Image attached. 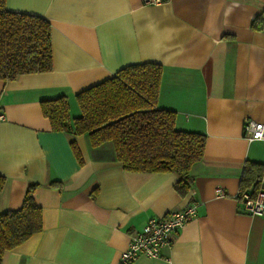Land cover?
<instances>
[{
	"label": "crops",
	"instance_id": "crops-1",
	"mask_svg": "<svg viewBox=\"0 0 264 264\" xmlns=\"http://www.w3.org/2000/svg\"><path fill=\"white\" fill-rule=\"evenodd\" d=\"M10 11L51 25L52 66L0 80V213L20 207L26 185L41 207L40 231L5 250L0 264H119L150 217L195 204V216L159 255L132 264H264V211L236 199L243 162L264 165V140H248L247 120L264 122V0H5ZM162 65L159 107L179 130L205 134L185 196L174 172L128 171L112 141L52 131L39 102L75 94L133 63ZM53 182V183H51ZM221 187L223 196L215 194ZM260 187L264 188V175Z\"/></svg>",
	"mask_w": 264,
	"mask_h": 264
},
{
	"label": "trees",
	"instance_id": "trees-1",
	"mask_svg": "<svg viewBox=\"0 0 264 264\" xmlns=\"http://www.w3.org/2000/svg\"><path fill=\"white\" fill-rule=\"evenodd\" d=\"M264 23V11L252 26ZM51 25L43 17L10 11L0 0V80L51 69ZM162 65L157 62L127 64L110 77L75 94L79 114L70 116L66 95L43 99L41 112L52 131H63L79 160L75 136L85 133L92 146L112 141L121 167L128 171L174 172L173 187L185 196L192 184L191 165L204 152L205 134L179 130L175 112L157 105ZM264 165L243 162L238 193L253 197L260 188ZM4 177L0 174V188ZM53 183V182H51ZM38 183L26 185L20 207L0 213V261L12 249L42 228L41 207L33 198ZM240 202V201H239Z\"/></svg>",
	"mask_w": 264,
	"mask_h": 264
},
{
	"label": "built area",
	"instance_id": "built-area-1",
	"mask_svg": "<svg viewBox=\"0 0 264 264\" xmlns=\"http://www.w3.org/2000/svg\"><path fill=\"white\" fill-rule=\"evenodd\" d=\"M158 3L162 0H145ZM2 115H0V119ZM244 135L248 140H264V122L247 120L243 125ZM215 194L224 195L221 187H216ZM243 209L250 214L264 211V188H259L251 197L247 192L236 194ZM195 204H187L178 211H173L165 216L150 217L143 225L142 230L131 236L127 248L123 251L119 264H132L138 255L156 257L162 247L170 242L171 235L181 229L195 216Z\"/></svg>",
	"mask_w": 264,
	"mask_h": 264
},
{
	"label": "bare ground",
	"instance_id": "bare-ground-1",
	"mask_svg": "<svg viewBox=\"0 0 264 264\" xmlns=\"http://www.w3.org/2000/svg\"><path fill=\"white\" fill-rule=\"evenodd\" d=\"M1 115V114H0ZM223 196V195H222ZM123 253V252H122ZM122 253H121V255H122ZM121 255H120V258H121ZM133 262V261H132ZM119 263H120V259H119Z\"/></svg>",
	"mask_w": 264,
	"mask_h": 264
}]
</instances>
